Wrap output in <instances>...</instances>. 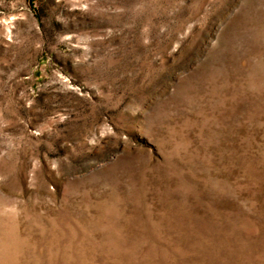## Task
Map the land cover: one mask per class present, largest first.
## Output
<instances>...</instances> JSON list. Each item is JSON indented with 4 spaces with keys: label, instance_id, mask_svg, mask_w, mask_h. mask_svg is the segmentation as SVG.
Segmentation results:
<instances>
[{
    "label": "rangeland",
    "instance_id": "1",
    "mask_svg": "<svg viewBox=\"0 0 264 264\" xmlns=\"http://www.w3.org/2000/svg\"><path fill=\"white\" fill-rule=\"evenodd\" d=\"M0 264H264V0H0Z\"/></svg>",
    "mask_w": 264,
    "mask_h": 264
}]
</instances>
